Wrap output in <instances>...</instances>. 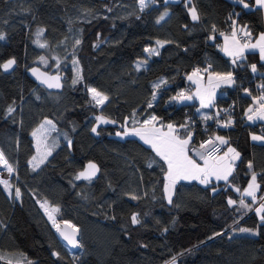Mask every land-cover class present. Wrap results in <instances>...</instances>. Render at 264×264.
Segmentation results:
<instances>
[{"label":"trees","instance_id":"trees-1","mask_svg":"<svg viewBox=\"0 0 264 264\" xmlns=\"http://www.w3.org/2000/svg\"><path fill=\"white\" fill-rule=\"evenodd\" d=\"M244 2L249 7L240 0H155L141 10L138 0H0V64L16 61L12 71L0 68V152L13 167L10 190L0 184V260L162 264L177 256V264H264V222L251 201L245 199L249 207H241L234 189H243L255 172L258 197L264 196V141L252 140L254 134L264 136V122L246 121L255 92L264 91V63L248 51L234 64L219 47L221 33L233 27L247 26L250 39L264 29L262 8L253 0ZM191 5L197 21L190 17ZM36 65L63 74L58 91L34 84L24 93L25 72ZM195 68L233 74V85L219 89L209 110L214 120L201 117L195 103L173 99L188 92L186 78ZM77 75L80 80L73 84ZM88 88L108 99L99 106ZM97 115L115 123L96 125ZM153 115L157 123L175 126L181 138L190 132V146L204 128L225 136L240 153L229 180L180 181L172 202L166 201V163L139 138L115 135L124 125H142ZM44 119L55 123L61 137L33 170L31 132ZM219 119L232 123L214 128ZM88 162L97 164L98 175L75 179ZM229 198L236 203L229 206ZM45 200L49 211L59 209L54 213L58 224L68 221L80 228L77 254L58 237L41 207ZM133 214L139 224H132Z\"/></svg>","mask_w":264,"mask_h":264},{"label":"snow or ice","instance_id":"snow-or-ice-1","mask_svg":"<svg viewBox=\"0 0 264 264\" xmlns=\"http://www.w3.org/2000/svg\"><path fill=\"white\" fill-rule=\"evenodd\" d=\"M154 2V0H153ZM256 5L261 8H264V0H255ZM141 10L145 8L147 5L145 4V0H139ZM240 3L243 4L245 8L249 7L244 0H240ZM165 13L164 15H166ZM189 14L193 21H197L199 19V15L195 8L189 9ZM164 15H161L157 20V23H160L161 20L164 19ZM235 21H233V25H235ZM215 30V28H213ZM43 32L41 29L37 35L39 36L40 33ZM221 35H224L221 33ZM241 36L245 39H241ZM251 37V33L247 30V26H243L239 29V32L235 27H233L231 35H224V47L223 51L226 55L231 56L233 58V63L235 64L236 61L241 60L244 55L245 51L248 49H258L260 59L264 61V33H261L259 38L257 39L256 43H250L249 39ZM213 37H209L212 39ZM4 39L3 34H0V40ZM80 40L76 41V44H80ZM157 44L163 46V42L157 41ZM44 44H40V47H44ZM97 45H94L96 47ZM146 52L151 54L158 55L159 52L157 49H145ZM43 61V57L40 58ZM16 63L15 59H9L5 63L0 64V68H2L5 72L10 70L13 65ZM74 64L78 63L77 61H73ZM137 70H139V65H137ZM204 71H207L205 69ZM251 71L256 72L257 66L255 64L251 65ZM33 75H36L37 79L41 80V83L46 84L49 88H59L60 82L58 76H48L44 79H41L42 76L45 74L38 73L37 69H32ZM200 69H196L191 75L188 76V79L193 83L197 84V91L194 94L196 97L200 99L201 107H209L212 99L209 95L208 98H205V95L202 93L201 84H200ZM209 85L212 84L213 79L217 81L216 86H219V83L225 84H232L233 81V74L231 72L225 74H209ZM80 80L79 75L73 79V84H76ZM164 83V81H161ZM154 87H159V84L154 85ZM89 93L91 94L92 99L96 102V104H103L105 100L108 99L107 96L103 95L100 91L95 88H88ZM206 91V90H204ZM247 92V90H245ZM193 96L185 95L184 92H180L177 96L173 97L174 100H191ZM153 99H155V93H153ZM259 100V107L258 108H249L246 112L249 121L254 119L264 120V94H262L259 98H254L253 103ZM148 107H152L151 103H149ZM14 111V108L10 105L7 109V113L10 115ZM205 119H211V117H204ZM156 116H151L149 119L144 120L142 125L139 128H133L131 132L127 130L124 132V135H135L139 136L141 140L144 141L145 144H149L153 151L159 156L167 165V171L164 176L165 184H164V191L169 200V203L172 202V189L174 188L176 182L178 180H199L201 184H208L210 183V178L214 177L216 180H224L228 181L229 176L232 175L235 161L240 157V153L236 151V149L229 147L228 151L224 153L223 156L215 155L216 152L219 151V145L227 144L228 141L225 140L224 137L216 136L213 139H209L208 141L202 143L200 148L204 151H200L196 153L200 159L203 160V165L197 163L189 155V146L192 139V134L189 132L187 138H181L177 133V129L172 125L168 124L167 131H164L162 127H156L157 122ZM97 120L103 123H115V121H108L104 120L102 117H97ZM47 124H51V121H46ZM232 121L229 120L223 126L228 127L231 125ZM43 127V126H42ZM184 127V126H182ZM54 128V125H53ZM93 133H96V127L91 129ZM32 135L35 137L37 135L36 132H33ZM117 136H120L121 133L117 132ZM253 141H264V136H252ZM218 142V144H217ZM69 145H71V141H69ZM37 151L39 152V145L37 146ZM51 155V150L44 153L41 159L33 165V170L36 167H39V164H42L46 157ZM37 158L34 156L32 160L29 161V164H32ZM0 166L7 169L8 173L11 174L13 172L12 166L8 163L7 159L5 158L3 152H0ZM151 167V165H149ZM248 168L252 169V163L249 162ZM99 171V168L95 163L89 162L85 169L81 171L75 179H85L91 180L96 173ZM0 184L5 186V190L7 191L11 185L8 181L0 180ZM260 188V185L257 183V174L252 172L251 179L248 183L247 188L243 190L241 193L242 196H248L252 198V202L255 203L257 200L256 192ZM237 192L240 191L239 188L235 189ZM215 191V189H213ZM16 197L19 198L21 193L19 189H16ZM132 199H137V197L132 196ZM261 200H264V196L260 197ZM229 206H232L236 203L235 200L229 198L227 201ZM48 201H44L41 203V207L45 209L46 214L48 215L49 220L52 221L53 226L56 228V231L60 234L61 238L67 241L72 247H79V241L77 239V235L79 229H77L72 224L65 222L64 229H61L60 225L56 221V217L54 213L58 212V208H52L51 211L46 207ZM241 207L248 208L249 205L245 203L244 199L240 200ZM256 213L260 215V219L264 222V203H261L258 208L255 209ZM131 222L133 225L139 224L140 220L138 219L136 214H133L131 217ZM68 229H71L69 231ZM240 232H250V229L241 228L239 229ZM256 234V233H252ZM216 235H220V233H216ZM53 255H58L57 253H53ZM170 264H175V257L172 258Z\"/></svg>","mask_w":264,"mask_h":264},{"label":"crops","instance_id":"crops-1","mask_svg":"<svg viewBox=\"0 0 264 264\" xmlns=\"http://www.w3.org/2000/svg\"><path fill=\"white\" fill-rule=\"evenodd\" d=\"M166 1H171V0H166ZM150 3H155V0H154V2H153V0H145V4H146V5H149ZM253 4H254L255 6H257L255 0H253ZM138 5H139V7H140L139 0H138ZM262 13H263V15H264V8H262ZM263 26H264V24H263ZM239 29H240V28H237V31H239ZM261 33H264V29H263L261 32H259L258 35L255 36V38H252V39H251V40L253 41V42H251V43H256V41H257V39L259 38V36H260ZM224 35H228V36H230V35H231V32H226V34H224ZM224 35H220V39H221V40H220V43H219V47H220L221 50H222L223 47H224ZM248 51L257 52V54H258V58H260L259 50H258V49H248V50L245 51V54H246ZM222 52H223V54H224L226 57L228 56V55H226V54L224 53L223 50H222ZM228 57H229L231 60H233V58H232L231 56H228ZM260 60H261V59H260ZM261 61H262V60H261ZM262 62L264 63V61H262ZM194 71H195V70L191 71V72L187 75V78H186L187 83L189 84V89H188V92L186 93V95H191V96H193V98H192L191 100H182V102H184V103H187V102L195 103V104L197 105V109H196V111H197V113H199V114L201 115V117L204 118L205 116H207V117H211L210 120H214L216 117L213 116V115H211V114L209 113V110H210V109H213L214 106H215V103H214V102H215L216 97H217V95H218V91H219V89H220V88H223V87H229V86H232L234 82H233L232 84H230V85H229V84H225V83H219V86L217 87V86H216L217 81H216L215 79H213L212 84L209 85V79H208L209 74H210V73H211V74H215V73H213V72H211V71H208V70H207V71H201V70H200L199 76H200V84H201L202 93L205 95V98H206V99L208 98L209 95L211 96V99H212V102H211V104H210L209 107H201L200 99L194 95V94L196 93V91H197V84L193 83L192 81H190V80L188 79V76L191 75ZM262 74L264 75V71L262 72ZM233 78H234V77H233ZM204 90H206V91H204ZM210 111H211V110H210ZM212 112H213L216 116L219 114V113H217V111H216L215 109H214ZM229 120H231V119H228V120L223 121V125H224L225 123H227V121H229ZM246 121L249 122V123H252V122H253V123L264 122V120H259V119H254V120H252V121H249L247 115H246ZM168 124H169V123H166V124H160V123H157V122H156V127H162L164 131H167V127H166V126H167ZM140 126H141V125L135 126V128H136V127L139 128ZM174 127H175V126H174ZM218 136H221V137H224V138H225V136H223V135H218ZM135 137H137V138L140 139L139 136H135ZM140 140H141V139H140ZM225 140H226V138H225ZM141 141L144 143L143 140H141ZM260 142H263V141H260ZM144 144H145V143H144ZM147 145H149V144H147ZM149 146H150V145H149ZM150 147H151V146H150ZM229 147L234 148L232 145H231V146H228V147L226 148L225 152L228 151V148H229ZM151 148H152V147H151ZM234 149H235V148H234ZM236 151H237V150H236ZM225 152L221 153V155H219V156H223ZM189 155H190V154H189ZM193 159H194V158H193ZM238 159H239V158H238ZM238 159L235 161V163L238 161ZM194 160H195V159H194ZM197 163L203 165L204 162H203V160H202V161H200V162L197 161ZM234 165H235V164H234ZM234 168H235V166H234ZM166 169H167V165H166ZM233 170H234V169H233ZM232 173H233V172H232ZM229 178H230V176H229ZM250 179H251V178H250ZM250 179H249V181H250ZM228 180H229V179H228ZM180 181H184V182L196 181V182H198V183L201 185V183L199 182V180H178V181L176 182V184L179 183ZM222 181H224V180H216L214 177H212V178H210V183H208V184H202V185H211L212 183H218V182H222ZM249 181L247 182V184L244 186L243 189H240L239 192H237L236 190H235V191L240 195V197H241L242 199L244 198V200L246 199V200L251 201L252 205H255V206L258 208V207L260 206L261 202H262V200L258 197V191H259V189H258L257 192H256L257 200H256L255 203L252 202V198H251V197H248V196H242V195H241V193L243 192V190H244L245 188H247ZM224 182H226V181H224ZM257 183H258V181H257ZM164 184H165V182H164ZM176 184H175V185H176ZM174 187H175V186H174ZM236 188H237V187H234V189H236ZM163 190H164V186H163ZM173 194H174V188L172 189V196H173ZM164 197H165V200L169 202V200H168V198H167V196H166V194H165V191H164ZM257 205H258V206H257Z\"/></svg>","mask_w":264,"mask_h":264},{"label":"rangeland","instance_id":"rangeland-1","mask_svg":"<svg viewBox=\"0 0 264 264\" xmlns=\"http://www.w3.org/2000/svg\"><path fill=\"white\" fill-rule=\"evenodd\" d=\"M245 3H247V2H245ZM190 8H194V6L191 5L190 7H188V10ZM249 42L251 43L253 41L251 39H249ZM139 63H141V62L139 61L137 64L140 65ZM74 67H75V73L79 72L78 71V68L76 66H74ZM33 85H34V83L32 82V80L31 79H28V77H27V79H25L24 86H23L24 93L26 92V90L32 88ZM90 97H91V94H90ZM101 105L102 104H99V106H101ZM97 117H102L104 120H108L109 121V119H106L104 116L97 115ZM97 117H96V119H97ZM46 121H51V120L50 119L49 120L48 119L42 120L39 123V125L31 132V133H33V132H36L37 133V135L35 137L31 134L32 135V138H33V143H34V146H35L34 156L37 158L35 161H33L32 165H35L41 159V157L44 155L45 152H47L49 150H52V148L57 143H59V141H60L61 133H57L55 123L53 121H51L52 122L51 124H47ZM98 124H103V122H100V121L97 120L96 125H98ZM53 125H54V128H53ZM96 125H94V127H96ZM133 128L134 127H128L127 125H124V129L123 130L120 129V130L117 131V132H120L121 135L120 136H117L116 134L115 135L117 137L121 138V139H123L126 136L135 137V135H130V134L129 135H124V132L126 130L128 132H131V130ZM136 128H138V127H136ZM254 135L261 136V135H257V134H254ZM38 145H39V149H40L39 152L37 151V146ZM49 156L50 155H48L46 157V159H48ZM32 158L30 160H32ZM40 165L41 164H39V166ZM12 174H13V172L11 174H9L8 171H7V169H5L2 166H0V179L1 180L8 181V183L10 184L11 177H12L11 175ZM10 188L8 189V191L10 190Z\"/></svg>","mask_w":264,"mask_h":264},{"label":"built area","instance_id":"built-area-1","mask_svg":"<svg viewBox=\"0 0 264 264\" xmlns=\"http://www.w3.org/2000/svg\"><path fill=\"white\" fill-rule=\"evenodd\" d=\"M238 32H239V31H238ZM241 39L243 40V39H245V38L241 36ZM196 69H199V68H195L194 70H196ZM186 91H187V90H186ZM184 93H185V95H186V92H185V91H184ZM262 94H264V91L258 89V90L255 92L254 96H253V100H254V98H259ZM250 107H251V108H254V109H255V108H258V107H259V100L257 99V102H256V103H253V102H252ZM224 112H225L227 115H229V114H230V113H229V112H230V108H229V107L226 108V109L224 110ZM214 124H215V125H214V128H218V127L220 128V127L223 126V121H222V119H219V120H217ZM204 129H205V133L203 134V136H201V137L199 138V140H198V142H197L196 144L190 146V148H189V154H190V156H191L192 158H194V159H195L196 161H198V162L202 161V159H200V157H199L196 153H198V152H200V151H204L203 149L200 148V145H201L202 143L208 141L209 139H213V140H214V138H215L216 136H218V135H216V134H215L214 132H212V131H207V128H204ZM217 144H218V142H217ZM228 146H229L228 144H224V145H219V144H218L219 151L216 152L215 155H217V156L221 155V153L225 152V150H226V148H227ZM10 185L12 186L11 181H10ZM176 259H177V256L175 257V264H177ZM171 261H172V259H168V260L162 262V264H170ZM0 264H18V263H16V262H9V261H5V260L2 259V260H0Z\"/></svg>","mask_w":264,"mask_h":264},{"label":"water","instance_id":"water-1","mask_svg":"<svg viewBox=\"0 0 264 264\" xmlns=\"http://www.w3.org/2000/svg\"><path fill=\"white\" fill-rule=\"evenodd\" d=\"M6 62V61H5ZM4 62V63H5ZM15 67V64L13 65V67L10 69V70H8V71H12V69ZM32 69H37L38 70V73L37 74H40V73H43V74H45V76H42L41 77V79H44V78H46V77H48V76H58L59 77V82H60V85L62 86V81H63V74H52V73H49L48 71L46 72L44 69H42V68H40L39 66H33V67H28L27 68V70H26V72H25V75L29 78V79H31L32 80V82L34 83V84H36V85H39V86H41L42 88H44V89H49V90H53V91H58V89H60L61 88V86L59 87V88H55V87H53V88H49L46 84H44V83H41V80H39V79H37V77H36V75H33V73H32ZM3 70V69H2ZM89 163V162H88ZM88 163H86L85 165H84V167H83V169L82 170H80L79 172H78V174L81 172V171H83L84 169H85V167L87 166V164ZM91 163H95V162H91ZM96 164V163H95ZM97 165V164H96ZM98 167V166H97ZM98 173L99 172H97L96 173V175L92 178V179H94L97 175H98ZM80 180H85V179H80ZM46 214V213H45ZM46 216H47V214H46ZM48 217V216H47ZM49 219V218H48ZM65 222H68V221H64V222H61L59 225H60V227H61V229H64V227H65ZM68 223H70V222H68ZM71 224V223H70ZM77 229H79V232H78V235H77V239H78V241H80V237H79V234H80V228L79 227H77V226H75ZM69 231H71V229H68ZM57 232V231H56ZM57 235H58V237L62 240V242L67 246V248L70 250V252H72V253H74V254H77V252H80L81 251V249H82V247L81 246H79V247H72L70 244H68L67 243V241H65V240H63L62 238H61V236H60V234L57 232ZM79 245H80V243H79Z\"/></svg>","mask_w":264,"mask_h":264},{"label":"bare ground","instance_id":"bare-ground-1","mask_svg":"<svg viewBox=\"0 0 264 264\" xmlns=\"http://www.w3.org/2000/svg\"><path fill=\"white\" fill-rule=\"evenodd\" d=\"M51 221V220H50ZM52 222V221H51Z\"/></svg>","mask_w":264,"mask_h":264}]
</instances>
